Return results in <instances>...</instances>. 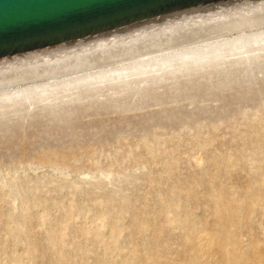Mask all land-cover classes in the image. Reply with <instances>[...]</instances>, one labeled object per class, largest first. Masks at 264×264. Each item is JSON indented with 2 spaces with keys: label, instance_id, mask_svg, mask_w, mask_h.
I'll return each mask as SVG.
<instances>
[{
  "label": "rangeland",
  "instance_id": "obj_1",
  "mask_svg": "<svg viewBox=\"0 0 264 264\" xmlns=\"http://www.w3.org/2000/svg\"><path fill=\"white\" fill-rule=\"evenodd\" d=\"M258 26L116 62L95 55L66 74L0 75V99L264 34ZM261 46L208 69L0 108V264H264Z\"/></svg>",
  "mask_w": 264,
  "mask_h": 264
},
{
  "label": "water",
  "instance_id": "obj_2",
  "mask_svg": "<svg viewBox=\"0 0 264 264\" xmlns=\"http://www.w3.org/2000/svg\"><path fill=\"white\" fill-rule=\"evenodd\" d=\"M264 25V0H0V70Z\"/></svg>",
  "mask_w": 264,
  "mask_h": 264
},
{
  "label": "bare ground",
  "instance_id": "obj_3",
  "mask_svg": "<svg viewBox=\"0 0 264 264\" xmlns=\"http://www.w3.org/2000/svg\"><path fill=\"white\" fill-rule=\"evenodd\" d=\"M255 27H257V26H255ZM246 28H248V27H246ZM250 28L251 27H249V29ZM221 34H222V32H221ZM214 36H217V35H214ZM187 38L190 39V37H187ZM192 38H194V37H192ZM179 39L181 40V38H179ZM193 40H195V39H193ZM170 41H172V40L161 41V42H165V43L168 42L167 44H169ZM189 41L187 39V42H189ZM226 41L227 42L224 41L223 43L222 42L221 43H214V44H211V45L209 44V45L203 46L201 48L199 47L198 50H194V51L193 50H186L184 52L176 53V54H174L173 56H171L169 58L168 57L167 58L163 57V58H160V59L156 58L157 60L156 59L155 60H150L148 62L140 61V63H137L135 66L133 65L132 67H129V68H122V69L113 70V71L111 70V71L104 72V73H101V74H96L95 76L90 75V76H84V77L82 76L80 78H74L72 80L70 79V80L62 82L60 84H57L56 86L52 85L51 87H49V86H45L44 85V86H38V87H35V88L32 87V89L27 87L28 89H25V90H21V91L17 90V92L14 91L11 94H4V96L2 95L3 97L0 99V108L1 109H5V108H8V107L16 106L21 99H22V101L23 100L24 101H31V100H33L32 97H34V96H37V97L44 96V98H42V99H45V96H47L48 94L52 95L53 93H56V92H64V93L66 92L67 93V92L72 91V90H75V92L76 91H82L83 92V90H86V89L90 90L91 88H94V87L95 88H99V87L104 86V85L112 86V85L127 84L129 81H131L132 78H134V79L136 77L139 78V79H140V77L147 78L146 76H149L148 74H150V75L157 74L158 75L160 73H164L165 74L166 72H170L171 74H177V73H182V72H185V71H193L194 72V70H198V69H208L209 67H212V64L215 61H217V60H219L221 58L223 59V57H225V56L228 57V56H231V55H245V56L247 55V57H248L249 53H254L255 54V52L261 50V48H258V46H261V44H262V46H264V34H253V35L246 36V37L242 36V37H239V38H236V39L234 38L231 41L230 40H226ZM161 42H154V43H148V44H142V45H136V46L112 49V50H105V51H99V52H93V53H87V54H81V55L57 58V59H52V60H47V61H41V62L26 64V65H21V66L1 69L0 70V75H3L2 78L5 75H6V77H8L9 75L10 76H14V75L15 76H20L21 74L24 75L25 72H28L30 74V71H31V73H32V71L37 73V71H40V70L48 73L47 69L49 70L50 73H51V70H52V72L54 70L55 71L56 70H60V71H63L65 73V71H68V70L70 71L72 68H80V66L81 67L84 66L85 64H87V62L89 63V61H91L92 58H96L95 55H97L98 58H99V56H101V57L104 56L105 59L106 58H112L113 59L114 57L115 58L116 57L119 58L120 56H122L120 58H124V55H128L130 57H133V55H134L133 52H134V50L136 51L137 48L138 49L140 48L139 50L142 49L141 51H143V48H148V49L149 48H156L155 46H157V48H159L158 46H160ZM174 42H176V41H174ZM171 44H172V42H171ZM164 48H165V46H164ZM148 49L146 51H143V52H145V53L147 51L149 52L150 49L149 50ZM138 51H136V52H138ZM130 54H133V55L131 56ZM138 54L140 55L141 52L140 53L138 52L135 55H138ZM143 55H144V53H143ZM168 56H170V55H168ZM118 58L115 59V62H116V60H118ZM120 58H119V60H120ZM96 59H94V60H96ZM125 59H127V58H125ZM128 59H129V57H128ZM102 60H104V59H102ZM102 60H101V63H103ZM93 65H95V64H93ZM24 67H26L25 70H24ZM86 67H87V65H86ZM218 67H220V66H218ZM221 67H223V66H221ZM20 69H22V71ZM16 70H19V71L15 72ZM77 70L75 69V71H77ZM13 72H15V73H13ZM9 73H12V75L9 74ZM28 73H26V74H28ZM68 74H69V72H68ZM34 76H35V74H34ZM0 80H1V76H0ZM7 81H5L4 84H6ZM137 81H138V79H137ZM141 85H143V84H141ZM77 95H80V93L78 92ZM3 104L8 105V106H2Z\"/></svg>",
  "mask_w": 264,
  "mask_h": 264
}]
</instances>
